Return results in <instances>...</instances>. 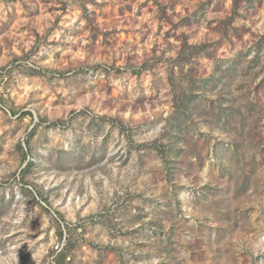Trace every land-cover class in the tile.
I'll use <instances>...</instances> for the list:
<instances>
[{
    "label": "rangeland",
    "instance_id": "374dc122",
    "mask_svg": "<svg viewBox=\"0 0 264 264\" xmlns=\"http://www.w3.org/2000/svg\"><path fill=\"white\" fill-rule=\"evenodd\" d=\"M0 264H264V0H0Z\"/></svg>",
    "mask_w": 264,
    "mask_h": 264
},
{
    "label": "trees",
    "instance_id": "16d2710c",
    "mask_svg": "<svg viewBox=\"0 0 264 264\" xmlns=\"http://www.w3.org/2000/svg\"><path fill=\"white\" fill-rule=\"evenodd\" d=\"M32 162L30 161L27 165H26V167H25V169L22 171V173L27 169V168H30L31 166H32ZM60 234H61V236H63V229L60 227Z\"/></svg>",
    "mask_w": 264,
    "mask_h": 264
}]
</instances>
